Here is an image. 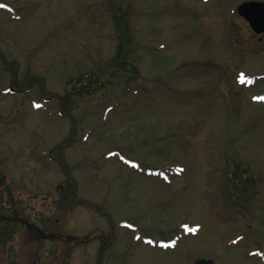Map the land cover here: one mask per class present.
Segmentation results:
<instances>
[{
    "label": "rangeland",
    "instance_id": "1",
    "mask_svg": "<svg viewBox=\"0 0 264 264\" xmlns=\"http://www.w3.org/2000/svg\"><path fill=\"white\" fill-rule=\"evenodd\" d=\"M244 1L0 0V264H264Z\"/></svg>",
    "mask_w": 264,
    "mask_h": 264
},
{
    "label": "water",
    "instance_id": "2",
    "mask_svg": "<svg viewBox=\"0 0 264 264\" xmlns=\"http://www.w3.org/2000/svg\"><path fill=\"white\" fill-rule=\"evenodd\" d=\"M238 13L249 23L252 30L256 33L264 31V2L245 1L238 8ZM193 264H216L211 259H197Z\"/></svg>",
    "mask_w": 264,
    "mask_h": 264
},
{
    "label": "flooded vegetation",
    "instance_id": "3",
    "mask_svg": "<svg viewBox=\"0 0 264 264\" xmlns=\"http://www.w3.org/2000/svg\"><path fill=\"white\" fill-rule=\"evenodd\" d=\"M14 222H18V223H22V222H23V224H26V226H27L28 228L33 227L32 224L27 223L26 220H23V219H21V218H19V217L16 218V219H14ZM101 255H102L101 253H99V255H97L96 260H97V263H98V264H99V257H100Z\"/></svg>",
    "mask_w": 264,
    "mask_h": 264
},
{
    "label": "trees",
    "instance_id": "4",
    "mask_svg": "<svg viewBox=\"0 0 264 264\" xmlns=\"http://www.w3.org/2000/svg\"><path fill=\"white\" fill-rule=\"evenodd\" d=\"M125 35H126V29L124 30V32H123ZM124 39V38H123ZM123 46H124V44H123Z\"/></svg>",
    "mask_w": 264,
    "mask_h": 264
}]
</instances>
